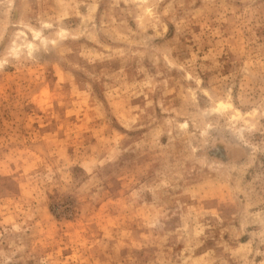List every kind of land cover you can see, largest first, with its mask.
<instances>
[{
  "label": "rangeland",
  "instance_id": "374dc122",
  "mask_svg": "<svg viewBox=\"0 0 264 264\" xmlns=\"http://www.w3.org/2000/svg\"><path fill=\"white\" fill-rule=\"evenodd\" d=\"M0 264H264V0H0Z\"/></svg>",
  "mask_w": 264,
  "mask_h": 264
}]
</instances>
